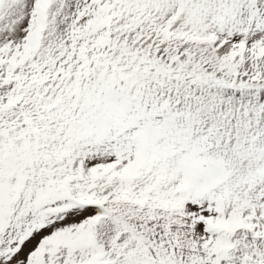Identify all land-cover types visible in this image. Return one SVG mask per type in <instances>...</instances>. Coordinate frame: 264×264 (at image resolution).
I'll use <instances>...</instances> for the list:
<instances>
[{"label": "snow or ice", "instance_id": "snow-or-ice-1", "mask_svg": "<svg viewBox=\"0 0 264 264\" xmlns=\"http://www.w3.org/2000/svg\"><path fill=\"white\" fill-rule=\"evenodd\" d=\"M0 264H264V0H0Z\"/></svg>", "mask_w": 264, "mask_h": 264}]
</instances>
